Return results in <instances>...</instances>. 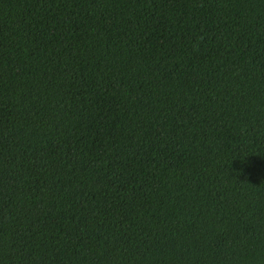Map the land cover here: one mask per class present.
<instances>
[{
    "label": "trees",
    "instance_id": "trees-1",
    "mask_svg": "<svg viewBox=\"0 0 264 264\" xmlns=\"http://www.w3.org/2000/svg\"><path fill=\"white\" fill-rule=\"evenodd\" d=\"M0 264H264V0H0Z\"/></svg>",
    "mask_w": 264,
    "mask_h": 264
}]
</instances>
